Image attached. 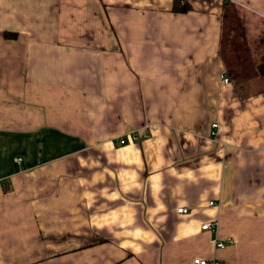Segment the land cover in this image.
<instances>
[{
  "label": "crops",
  "instance_id": "obj_1",
  "mask_svg": "<svg viewBox=\"0 0 264 264\" xmlns=\"http://www.w3.org/2000/svg\"><path fill=\"white\" fill-rule=\"evenodd\" d=\"M185 1L0 0V264H264V0Z\"/></svg>",
  "mask_w": 264,
  "mask_h": 264
},
{
  "label": "built area",
  "instance_id": "obj_2",
  "mask_svg": "<svg viewBox=\"0 0 264 264\" xmlns=\"http://www.w3.org/2000/svg\"><path fill=\"white\" fill-rule=\"evenodd\" d=\"M225 2H231L233 0H224ZM224 81H229V78L227 76L224 75ZM216 123H213V126H216ZM140 139V135L137 134L136 132H128L126 134H123L121 136H119L118 138H116L114 140V143H119V144H126L128 142H132L134 140H139ZM21 158H19L18 160H20ZM210 204H215V202L213 200H210L209 202ZM177 210L179 212H189V209L185 206H179L177 208ZM215 223L212 221H206L202 224V228L204 229H208L211 230L212 232L215 231V227H214ZM224 242L222 240H216V245L217 246H224ZM192 264H218L217 260L214 259H209V258H204V257H200V256H196L193 258L192 260Z\"/></svg>",
  "mask_w": 264,
  "mask_h": 264
},
{
  "label": "trees",
  "instance_id": "obj_3",
  "mask_svg": "<svg viewBox=\"0 0 264 264\" xmlns=\"http://www.w3.org/2000/svg\"><path fill=\"white\" fill-rule=\"evenodd\" d=\"M180 1L181 0H174V3H173V9L174 10L180 9V10L184 11V10H187L188 8H190V4H188L187 1L181 2V3H180ZM259 69H260L261 73H264V51L260 57Z\"/></svg>",
  "mask_w": 264,
  "mask_h": 264
},
{
  "label": "rangeland",
  "instance_id": "obj_4",
  "mask_svg": "<svg viewBox=\"0 0 264 264\" xmlns=\"http://www.w3.org/2000/svg\"><path fill=\"white\" fill-rule=\"evenodd\" d=\"M262 40H260L262 42V44L258 42V44L256 45L257 46V49H259V53L260 54L264 51V38ZM254 46H255V44H254Z\"/></svg>",
  "mask_w": 264,
  "mask_h": 264
}]
</instances>
